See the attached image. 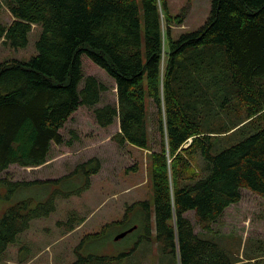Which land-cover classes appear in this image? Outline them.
Instances as JSON below:
<instances>
[{"label":"trees","instance_id":"obj_1","mask_svg":"<svg viewBox=\"0 0 264 264\" xmlns=\"http://www.w3.org/2000/svg\"><path fill=\"white\" fill-rule=\"evenodd\" d=\"M3 2L12 20L0 23V40L24 48L32 25L41 31L36 54L0 62V173L12 164L40 166L53 145H71L74 131L65 139L62 129L80 107L87 108L99 127L118 120L111 138L119 146L152 150L151 141L157 144L149 156L151 196L128 206L139 219L128 228H143L148 237L153 223L155 236L178 264H241L196 232L186 214L192 211L200 229L209 232L225 209L241 200L243 190L264 201V0H211L205 22L177 38L170 27L182 22L183 14L172 15L167 0ZM82 57L113 80L114 102H102L109 89L84 74ZM227 100L233 109L222 113ZM239 108L242 118L230 127L200 124L228 113L230 119ZM240 127L248 134L235 138ZM99 169L97 157L77 163L71 171L81 170L83 183L61 191L56 184L71 172L44 179L0 177V200L6 203L0 214V257L32 219L55 209L57 195L80 194ZM35 184H50L51 194L17 193ZM127 216L107 225L124 223ZM74 228L69 219L65 230ZM20 256L25 262L27 256ZM260 258L249 253L246 262L262 264ZM87 259L81 257L79 264Z\"/></svg>","mask_w":264,"mask_h":264},{"label":"rangeland","instance_id":"obj_2","mask_svg":"<svg viewBox=\"0 0 264 264\" xmlns=\"http://www.w3.org/2000/svg\"><path fill=\"white\" fill-rule=\"evenodd\" d=\"M167 4L172 15L179 12L183 14L182 22H173L170 27L172 36L177 38L184 32L198 29L205 22L211 0H167ZM11 20L12 16L3 0H0V23L8 24ZM40 31V25H32L24 48H12L0 40V62L11 58L26 61L36 54L35 42ZM82 67L84 74H92L107 85L109 90L104 94L102 102H114L116 95L113 80L85 57H82ZM147 109L148 112L154 111L150 99H147ZM232 109L233 103L227 100L222 113L231 112ZM234 113L235 116L230 119L228 113L203 119L200 124L203 129L230 127L242 118L243 109L239 108ZM152 125H148L151 134L155 129ZM243 128L234 132L235 138L248 134L247 128ZM70 130L75 134L72 144L53 145L44 164L34 167L12 164L0 173V177L13 180L44 179L71 172L62 176L56 184L61 191L76 188L83 183V172L71 171L77 163L97 157L99 171L90 177L89 187L80 194L67 197L57 195L54 199L55 209L47 216L32 219L29 228L20 233L0 257V264H79L81 257L88 258L86 264H178L175 256L167 249L164 250L155 236L153 223L148 237L144 236L145 229L139 228L115 238L120 231L128 228L130 222L139 221L136 213L128 210V206L151 196L149 156L152 150L157 149V144L151 141L152 150L128 143L119 146L111 138L119 130L118 120L106 128L99 127L91 110L84 107H80L62 129L65 139L72 138ZM50 187V184H35L17 193L25 197L47 198L51 194ZM37 201L34 199L32 205ZM5 207L6 203L0 200V214ZM126 213L131 217L124 223L107 225L124 219ZM186 215L193 222L196 232L218 242L235 260L241 259L238 263H253V260L246 262V256L258 252L263 257L259 263L264 264V253L260 252L264 250V201L258 195L243 190L241 200L228 206L209 232L200 229L192 211ZM69 219H72L75 228L67 232L65 227ZM96 232L102 233L96 238L87 237ZM21 253L27 256L25 262L19 261Z\"/></svg>","mask_w":264,"mask_h":264},{"label":"water","instance_id":"obj_3","mask_svg":"<svg viewBox=\"0 0 264 264\" xmlns=\"http://www.w3.org/2000/svg\"><path fill=\"white\" fill-rule=\"evenodd\" d=\"M135 227L128 228L126 230L121 231L115 238L118 239L120 237H123L126 235L128 232L132 231Z\"/></svg>","mask_w":264,"mask_h":264}]
</instances>
